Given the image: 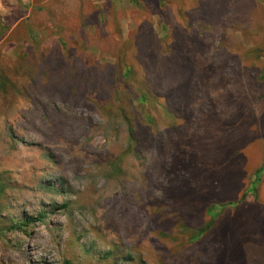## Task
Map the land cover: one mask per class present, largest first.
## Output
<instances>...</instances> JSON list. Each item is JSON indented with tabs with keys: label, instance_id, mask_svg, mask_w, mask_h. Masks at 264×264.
Returning <instances> with one entry per match:
<instances>
[{
	"label": "rangeland",
	"instance_id": "obj_1",
	"mask_svg": "<svg viewBox=\"0 0 264 264\" xmlns=\"http://www.w3.org/2000/svg\"><path fill=\"white\" fill-rule=\"evenodd\" d=\"M138 6L0 0V264H264V0ZM137 31L175 81L131 122L63 70Z\"/></svg>",
	"mask_w": 264,
	"mask_h": 264
},
{
	"label": "trees",
	"instance_id": "obj_2",
	"mask_svg": "<svg viewBox=\"0 0 264 264\" xmlns=\"http://www.w3.org/2000/svg\"><path fill=\"white\" fill-rule=\"evenodd\" d=\"M130 1L135 5V7L140 8V6H138L140 0ZM167 1L168 0H158V7H165ZM41 9L42 8L39 10ZM185 35H187V32ZM168 36L170 38V42H172L173 45L176 41L174 33L169 32ZM162 42L164 41L157 38L149 40L145 43L142 41V32L140 31L136 32V36L130 44L128 43L124 45L125 42L121 44L118 41L113 42V50H111V54L115 56V64L111 67H108L109 72L101 69V79L106 80L107 83L106 88L103 87L104 90L101 91L99 89L100 92L88 91L91 87H88V85H90L88 83L89 80H91V85H95V83H97V78L94 76V72L98 68L97 65H94L90 70L84 69L81 73L76 71V65L75 71L72 68L65 67L63 70V76L68 77L70 82L74 84H76V82H83V91L89 92L91 94H98L100 99L103 97L101 93L108 95V99L111 100V102H115V104L120 105L118 107L122 118L129 119V121L133 122L138 116L134 110L137 111L138 109V112H140L141 108L147 104V100L149 98L159 99V97H161V91L164 87L167 91H169V97H172L174 94L172 90L173 83L175 81L173 65L169 64L168 60L170 59L167 58L170 54H168V56H162V59L160 58V48ZM119 45L120 47H118ZM173 50L170 47V44H168L166 52H173ZM46 61V68H43L41 71V76L45 75L46 71L50 73L52 72L53 66L51 62H48V60ZM161 72L165 76V80L164 82L162 81V84L161 80L159 83L157 82L160 78ZM171 74L173 76V80L171 79ZM190 94H193L191 89L187 91V95ZM105 96L104 99H107ZM122 99L124 103H122ZM132 101L135 102L134 105L132 104ZM103 105H107V103H103ZM130 108L133 109V111H131ZM144 121L149 123L147 116ZM260 172L261 170L257 171L256 175H258ZM215 209V205L210 206L209 214ZM32 221L36 220H33L31 217L26 218L25 220L13 225L12 229H22V227H26ZM60 264L72 263L68 260H64Z\"/></svg>",
	"mask_w": 264,
	"mask_h": 264
}]
</instances>
